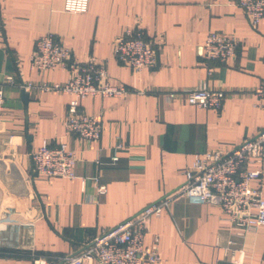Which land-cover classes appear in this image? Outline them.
I'll return each mask as SVG.
<instances>
[{
	"label": "crops",
	"instance_id": "1",
	"mask_svg": "<svg viewBox=\"0 0 264 264\" xmlns=\"http://www.w3.org/2000/svg\"><path fill=\"white\" fill-rule=\"evenodd\" d=\"M63 4L0 0V264H58L177 189L196 158L226 154L264 127V100L251 93L264 85V18L253 25L235 0H88L84 12ZM135 25L159 42L154 64L140 72L113 56L117 37ZM46 32L72 59L99 61L113 83L131 90L81 98V108L101 121L98 139L68 132L70 95L21 87L63 83L70 74L68 67H30L35 40ZM209 33L235 36L234 57L205 63ZM203 84L226 91L220 108L183 98V88ZM44 140L75 152L73 177L32 173L29 153ZM249 168L261 171L251 186L264 198V160ZM144 246L157 252L156 264H228L240 256L264 264V227L239 231L220 206L179 198L150 218Z\"/></svg>",
	"mask_w": 264,
	"mask_h": 264
},
{
	"label": "built area",
	"instance_id": "2",
	"mask_svg": "<svg viewBox=\"0 0 264 264\" xmlns=\"http://www.w3.org/2000/svg\"><path fill=\"white\" fill-rule=\"evenodd\" d=\"M236 4L256 25L264 18V0H235ZM88 0H64L63 9L67 12H84ZM238 39L229 34L209 33L203 44L205 63L225 62L236 54ZM159 42L148 39L140 26L126 27L117 37L113 46L114 58L140 72L155 62V52ZM30 67L39 71L68 67L70 74L63 83L21 84L26 91L36 88L53 90L70 95L72 98L66 109L68 132L83 141L95 140L100 136L101 121L95 114L82 109L83 97H125L131 90L121 83H113L104 64L93 58L80 61L72 59L69 48L53 33L37 37L30 55ZM211 71V70H210ZM183 98L188 104L203 108L218 109L227 93L223 89L200 86L183 88ZM252 95L264 100V85L252 90ZM170 92L168 96H173ZM5 97L0 84V111ZM117 144V148H121ZM33 174L46 177H73L75 175V152L64 143L54 144L44 140L38 148L29 153ZM264 160V127L256 135L245 139L226 154L207 152L203 158H196L183 170L184 181L175 190L145 206L134 216L103 229L92 241L77 252L63 255L55 263L84 264L93 258L98 264H156L158 254L144 246V235L150 218L159 215L169 203L185 198L192 204L218 205L230 225L239 231L264 227V198L251 182L260 177L261 171L249 168L251 163ZM228 264H246L243 256Z\"/></svg>",
	"mask_w": 264,
	"mask_h": 264
},
{
	"label": "water",
	"instance_id": "3",
	"mask_svg": "<svg viewBox=\"0 0 264 264\" xmlns=\"http://www.w3.org/2000/svg\"><path fill=\"white\" fill-rule=\"evenodd\" d=\"M23 98H26L27 94L22 91Z\"/></svg>",
	"mask_w": 264,
	"mask_h": 264
}]
</instances>
